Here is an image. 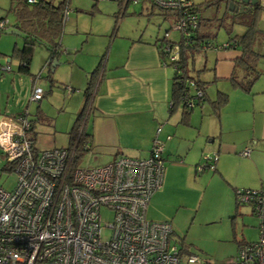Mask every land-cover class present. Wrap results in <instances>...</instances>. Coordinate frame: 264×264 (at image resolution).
I'll list each match as a JSON object with an SVG mask.
<instances>
[{"label":"built area","instance_id":"obj_1","mask_svg":"<svg viewBox=\"0 0 264 264\" xmlns=\"http://www.w3.org/2000/svg\"><path fill=\"white\" fill-rule=\"evenodd\" d=\"M114 1L122 6L148 2L172 18V29L179 37L168 38L165 30L161 63L183 75L178 60L181 45L188 46L197 29V5L192 0ZM229 1L238 8L243 4L241 0ZM256 4L264 8V0ZM68 9L66 0L63 20ZM5 25L0 19V28ZM228 45L210 43L201 48L224 49ZM184 80L183 103L192 107L204 92L193 78ZM42 96V90L33 87L31 99ZM87 112L88 108L68 145L43 149L35 147L26 110L16 116H1L0 149L18 180L11 190L0 186V264H203L198 254L182 252L171 241L170 221L146 216L150 198L164 177L163 143L156 136L160 127L147 157L121 153L101 165L79 166L78 151L89 149L88 140H81ZM248 153V147L241 151L242 155ZM216 159V152L202 154L203 163L197 171L214 169ZM236 192L258 219V238L239 244L231 261L264 264V186L236 188ZM104 209L111 212L108 221L103 219Z\"/></svg>","mask_w":264,"mask_h":264},{"label":"rangeland","instance_id":"obj_2","mask_svg":"<svg viewBox=\"0 0 264 264\" xmlns=\"http://www.w3.org/2000/svg\"><path fill=\"white\" fill-rule=\"evenodd\" d=\"M60 1L52 0L55 5ZM192 1L198 5L204 18L211 19L208 30L215 35L212 39L215 44L221 45L229 35L245 31L246 25L241 17H232L230 13H226L224 0L209 5H206L208 1L216 0ZM13 4L16 1L0 0V19L6 23L4 28H0V52L6 54H0V110L3 114H11L14 109L9 108L20 104L21 110L28 112V119L34 120L40 146L68 145L70 128L82 106L87 72L92 71L106 57L112 46L114 50L117 43L125 41V37L141 35L156 39L162 37L167 29L168 38L176 40L179 37L172 29V18L166 17L156 6L150 8L148 2L143 4L142 9L141 3H128L123 9L114 0H68L69 9L60 31L63 51L56 57L57 64L48 67L46 45L42 42L35 43L29 73H19L16 71L18 60L11 53L14 44L19 47L23 45L25 36L24 32L14 26L16 15ZM27 8L32 10V5H27ZM255 26L258 32L252 47L261 54L256 61V69L260 71V75L252 83L250 91L234 87L228 77L216 76L215 53L224 49L200 48L192 57H187L188 74L205 81L204 86L210 98L215 97L219 89L228 94L227 102L220 108L219 118L213 113L208 99L201 106H195L191 115L210 116L218 124L222 122L226 126L241 124L242 129L233 131V135H238V132L247 134L253 129V119L264 116V8L257 11ZM234 71L236 78H240L243 71L240 64L236 65ZM50 77L53 78V85L49 90ZM35 86L45 92L38 101L31 99ZM66 86H72L74 90L68 94ZM253 106L260 111L255 112ZM209 110L212 114H208ZM179 111L180 106L177 105L171 116ZM38 114L41 115L40 119H35ZM260 142L264 143V139ZM260 162L264 163V159ZM103 163L105 162L98 159L93 160L88 151H84L77 161L79 166H97ZM202 163L200 160L195 165L196 171ZM7 165V158L0 149V186L11 190L17 184L18 177ZM257 166L258 161L255 163L246 160L237 153L227 157L224 162L227 175L238 181L237 185L234 184L237 186L235 188H247L244 184L256 175ZM197 172L195 175L193 168L190 174H183L176 184L168 186L164 205L168 214H172L169 220L175 233L171 241L179 248L184 241L190 252L200 256L202 263L206 260L207 264H236L231 259L238 251L237 242L243 236L247 241L257 240L258 219L251 214L250 206L246 203L238 205L237 211L234 210L233 183L210 167L204 168L201 173ZM204 174L209 176L204 178ZM234 212L235 216L232 217ZM102 215L108 221L111 212L104 209ZM105 231L108 234V229Z\"/></svg>","mask_w":264,"mask_h":264},{"label":"crops","instance_id":"obj_3","mask_svg":"<svg viewBox=\"0 0 264 264\" xmlns=\"http://www.w3.org/2000/svg\"><path fill=\"white\" fill-rule=\"evenodd\" d=\"M143 4H141V9L144 8ZM124 40L117 43L114 50H112V46L110 52L101 62L99 74L92 90V105H89L91 111L86 114L83 129L88 134L89 149L87 151L89 155L93 160L98 159L106 163L111 161L116 154L121 153L133 157H147L152 139L156 135V128L160 127L156 136L163 143L164 177L162 186L150 198L146 211L147 218L156 221H170L172 214H168L164 205L166 204L165 197L168 186L171 183L176 184L183 174H190L193 168L194 174L197 175L195 165L200 162L203 153H217L218 156L213 171L233 183L232 189L237 187L238 181L227 175L224 169L226 158L232 156L233 153H237L246 160L255 163L258 161L256 175L249 178V182L244 185L247 188L264 186V163L260 162L264 159L262 157L264 143L260 142L261 139H264V116L253 119V129L247 134L238 132V135H233L232 132L242 129L241 124L236 126H226L222 122L218 124L215 121L216 119L210 116L191 115L193 109L186 121L182 120L181 108L179 112L171 116L169 102L174 69L170 65L161 63L156 39L140 35L130 38L125 37ZM0 54L6 55L3 52H0ZM240 55L241 49L239 47H228L222 51H217L214 62L216 76L228 78L232 74L235 76V62ZM46 65L48 67L52 66V64L49 66L47 61ZM0 66H2L1 63ZM18 67L19 61L16 71L21 73ZM90 72H87L86 85L83 88L82 105ZM242 76L243 72L240 79ZM50 79L53 81L52 77ZM52 85L51 82L49 90ZM68 87L70 91L67 90ZM204 88L206 91V86ZM73 90L74 87L66 86L68 94ZM217 91L223 90L219 89ZM42 93L44 96L45 92L42 91ZM206 96L209 103L210 100L215 99V97L210 98L207 91ZM9 109H14L11 114H3L0 110V118L1 116H16L23 112L20 104H15ZM253 109L255 112L260 111L256 106H253ZM208 114H212L211 110ZM216 116L219 118L220 113ZM40 117L41 115L38 114L35 119H40ZM32 121L33 130L31 133L35 147L43 149L57 146L38 145V132L36 127L34 128V120ZM246 147L249 148V153L242 155L241 151ZM208 176V174L203 175L204 178ZM237 207L234 202L235 211H237ZM250 212L253 214L251 208ZM229 213H231V210ZM233 216H235V212L232 214ZM239 241L252 242L247 241L244 236L238 240L237 244ZM182 246L190 251L189 246L184 244V241L181 243ZM203 263L207 264L208 262L205 260Z\"/></svg>","mask_w":264,"mask_h":264},{"label":"trees","instance_id":"obj_4","mask_svg":"<svg viewBox=\"0 0 264 264\" xmlns=\"http://www.w3.org/2000/svg\"><path fill=\"white\" fill-rule=\"evenodd\" d=\"M16 1L14 5L15 11V23L14 26L20 32H24V41L22 46H17L14 44L12 48V55L15 56L19 61V71L21 73H29V63L32 56V51L35 43H44L45 47L48 50V59L47 64L50 66L53 59H56L57 55L62 51V46L60 44V31L64 24L63 20V9L66 4V0H61L57 5H55L52 0H35L34 2H28L27 0H13V3ZM21 1V2H20ZM219 0L216 1H208L206 5L216 4ZM226 3V13H230L233 17H241V21L246 25L245 31L242 34H235L233 36L228 37V39L223 43H228L229 45L226 47H239L241 49V55L236 60L235 64L242 67L243 76L242 78H236L233 74L229 77L231 84L234 87H239L245 91H250L252 83L255 79L260 75V71L256 69V61L258 57L261 55L252 47V43L255 39V34L258 32V28H256V16L257 11L261 8L257 4L251 10H232L228 9L229 0H224ZM27 5H32V10L27 8ZM151 7H153L151 5ZM197 10L199 12V21L198 26L195 33L192 35V41L188 43L189 45L184 47L181 45L180 58L178 63L181 64V67L184 68V74L180 75L178 71H173L172 82H171V98L169 103V111L173 112L177 105L180 106L182 111V120L186 121L191 110L197 106L201 105L204 100H207L204 81L201 80L198 76H193L188 74L186 63L187 57L190 55L193 56V53L201 48L204 44H215L212 40L215 38V35L208 30V27L211 26V19L204 18L200 14V9L197 5ZM164 13V12H163ZM165 14V13H164ZM2 19V18H1ZM207 29V30H206ZM14 32V30L12 31ZM167 41L166 37L163 35L162 37L156 38L155 42L159 48L160 59H163V54L160 51V47L163 43ZM103 58L99 62V64L90 72L89 81L84 90V103L82 105L81 110L78 112L75 121L71 127V131L69 132V138L76 131L77 126L79 125L82 115L84 111L87 109L88 112L91 111L89 105L91 104L92 90L94 84L97 80L99 74V68L101 66ZM187 77H191L195 80L196 84L202 88L204 94L203 96L195 101L194 106L189 107L183 103V93L186 89V85L184 83V79ZM51 81V79H50ZM52 82V81H51ZM228 99V94L226 92L217 91L215 99L210 100L211 108L213 113L219 115V111L221 106H223ZM92 105V104H91ZM92 107V106H91ZM32 121V120H31ZM33 127V121H32ZM33 130V128H32ZM31 130V131H32ZM31 137L33 135L31 133ZM88 138V134L83 129L82 132V141ZM34 139V138H33ZM84 150L80 148L77 153V159H80ZM8 169H12V166L7 162ZM236 192V188L234 189V201L236 206L246 203L238 199ZM246 242V241H245ZM243 241H239L238 245L241 243H245ZM180 251L182 252H190L184 246L180 247Z\"/></svg>","mask_w":264,"mask_h":264},{"label":"water","instance_id":"obj_5","mask_svg":"<svg viewBox=\"0 0 264 264\" xmlns=\"http://www.w3.org/2000/svg\"><path fill=\"white\" fill-rule=\"evenodd\" d=\"M241 1L243 2V4L239 8L236 7L232 1H229V3H228V9L230 11H232V10H235L236 11L238 9L239 10H243V11L251 10V8L253 6H255L256 5V2H257V0H241ZM56 63H57V61L56 60H53L52 65L54 66Z\"/></svg>","mask_w":264,"mask_h":264},{"label":"bare ground","instance_id":"obj_6","mask_svg":"<svg viewBox=\"0 0 264 264\" xmlns=\"http://www.w3.org/2000/svg\"><path fill=\"white\" fill-rule=\"evenodd\" d=\"M120 5V4H119ZM120 6H122V5H120ZM127 6V4L126 5H124V6H122L123 7V9L125 8ZM254 7V6H253Z\"/></svg>","mask_w":264,"mask_h":264},{"label":"flooded vegetation","instance_id":"obj_7","mask_svg":"<svg viewBox=\"0 0 264 264\" xmlns=\"http://www.w3.org/2000/svg\"><path fill=\"white\" fill-rule=\"evenodd\" d=\"M252 8H253V7H252ZM252 8H251V9H252ZM247 11H248V10H247Z\"/></svg>","mask_w":264,"mask_h":264}]
</instances>
